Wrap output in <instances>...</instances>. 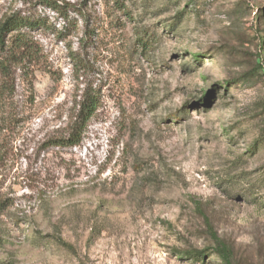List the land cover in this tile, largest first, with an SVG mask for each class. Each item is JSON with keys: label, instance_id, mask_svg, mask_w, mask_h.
Wrapping results in <instances>:
<instances>
[{"label": "rangeland", "instance_id": "rangeland-1", "mask_svg": "<svg viewBox=\"0 0 264 264\" xmlns=\"http://www.w3.org/2000/svg\"><path fill=\"white\" fill-rule=\"evenodd\" d=\"M54 1L74 4L69 21L43 0H0V20L20 10L68 30L31 33L49 71L33 104L19 84L0 107V264H223L215 238L233 264H264V0ZM85 84L102 102L82 142L47 147Z\"/></svg>", "mask_w": 264, "mask_h": 264}, {"label": "trees", "instance_id": "trees-1", "mask_svg": "<svg viewBox=\"0 0 264 264\" xmlns=\"http://www.w3.org/2000/svg\"><path fill=\"white\" fill-rule=\"evenodd\" d=\"M115 3L120 9H126L124 3L119 4L120 0H116ZM42 5L49 8L65 21H69L68 13L74 7V4L70 2H58L54 0H43ZM47 24L48 21L44 18H34L23 14L20 10L11 11L0 20V107L5 108V110L12 108L11 105L15 102L19 84L23 87L30 103L33 104L35 102L34 80L36 72L41 69L49 71L45 65L47 59L43 47L31 33L35 30L47 28L51 29L60 40H67L68 30L66 28L59 31L53 26L49 27ZM83 36L86 40H79L83 42L81 44L82 49L85 47L87 41L92 39L93 33L89 32L88 28H86ZM153 40L154 35L148 30L140 34L137 39L142 51L149 50ZM68 47L76 67L75 69L78 72L84 71L87 64L83 55L80 52L73 51L70 45ZM78 98L74 104V113L70 117L63 134L49 138L46 142L47 147H75L82 142L84 132L101 105L102 95L101 91L93 84H85ZM9 113L7 112V116L4 118V123L7 125H10L14 118ZM182 117L177 112L172 119L173 121H177ZM4 131L5 128L0 130V136ZM5 156L6 150L0 141V162L5 159ZM7 201L0 198V215H3L9 207ZM45 239H49L53 244L62 247L68 252L75 253L74 247L59 235H48ZM202 253L201 251L184 252L179 253V255L199 262L204 260L206 256V254L203 256ZM208 253L217 257L223 264H233L234 253L232 248L219 238H215V246L213 250L208 249Z\"/></svg>", "mask_w": 264, "mask_h": 264}]
</instances>
